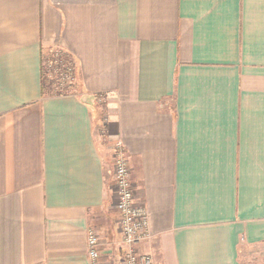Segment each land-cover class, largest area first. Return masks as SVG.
I'll return each mask as SVG.
<instances>
[{"label": "crops", "instance_id": "crops-1", "mask_svg": "<svg viewBox=\"0 0 264 264\" xmlns=\"http://www.w3.org/2000/svg\"><path fill=\"white\" fill-rule=\"evenodd\" d=\"M55 48L78 90L42 93ZM118 142L140 252L264 264V0H0V264H123Z\"/></svg>", "mask_w": 264, "mask_h": 264}, {"label": "built area", "instance_id": "built-area-1", "mask_svg": "<svg viewBox=\"0 0 264 264\" xmlns=\"http://www.w3.org/2000/svg\"><path fill=\"white\" fill-rule=\"evenodd\" d=\"M73 75L71 66H67L58 73V82H70ZM114 188L117 196L118 224L125 248L123 264H155L151 254L142 253L137 249L140 242L151 237L149 217L147 209L136 202L128 157L120 142L114 148ZM87 244L89 255L95 261L98 257L99 236L93 229L88 232Z\"/></svg>", "mask_w": 264, "mask_h": 264}, {"label": "trees", "instance_id": "trees-1", "mask_svg": "<svg viewBox=\"0 0 264 264\" xmlns=\"http://www.w3.org/2000/svg\"><path fill=\"white\" fill-rule=\"evenodd\" d=\"M55 49L57 50V52H59L58 57H53L51 60L52 62L55 63V61H56V63H57V64L53 65V69H52L53 73H56L55 76L51 75L50 78H48L49 70H48V67L45 66V64H44L45 54H44L43 59H42V66H41L42 93H44V94H53V93L61 94V93H69L71 91V89L78 90L79 89L78 82L75 79L76 64H75V60H74L72 54L70 52L62 49V48H55ZM68 65L71 66L74 75H73V79H72L71 83L69 85H66L68 87L63 88V86L57 81L56 76H58V73L61 70H64ZM69 88H71V89L68 90ZM96 98H97V100L99 98H101L100 102L97 101V107L103 111L105 108V105H106V102H105L103 95L97 94Z\"/></svg>", "mask_w": 264, "mask_h": 264}, {"label": "rangeland", "instance_id": "rangeland-1", "mask_svg": "<svg viewBox=\"0 0 264 264\" xmlns=\"http://www.w3.org/2000/svg\"><path fill=\"white\" fill-rule=\"evenodd\" d=\"M56 52H57L56 49H51V50H47L46 53H45L44 64H45V66L48 67V70H49V72H48V78H50L51 75H54V76L56 75V73H53V70L52 69H53V65H55L57 63H56V61H55V63L51 61L53 57H58L59 52H57V53ZM68 66H70V65H68ZM57 81H58V77H57ZM71 81L69 82V80H63V81L60 80V82H62L61 84H62L63 88L68 87L66 85H69L71 83ZM70 89L71 88H69L68 90H70ZM71 91H72V89H71ZM100 99L101 98H99V100Z\"/></svg>", "mask_w": 264, "mask_h": 264}]
</instances>
